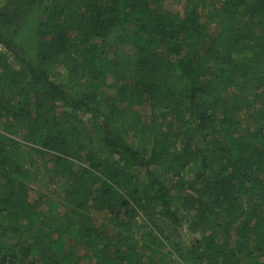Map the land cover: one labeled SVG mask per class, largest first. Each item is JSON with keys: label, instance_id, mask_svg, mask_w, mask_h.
Returning a JSON list of instances; mask_svg holds the SVG:
<instances>
[{"label": "trees", "instance_id": "trees-1", "mask_svg": "<svg viewBox=\"0 0 264 264\" xmlns=\"http://www.w3.org/2000/svg\"><path fill=\"white\" fill-rule=\"evenodd\" d=\"M167 2L0 6V264H264V0Z\"/></svg>", "mask_w": 264, "mask_h": 264}, {"label": "rangeland", "instance_id": "rangeland-1", "mask_svg": "<svg viewBox=\"0 0 264 264\" xmlns=\"http://www.w3.org/2000/svg\"><path fill=\"white\" fill-rule=\"evenodd\" d=\"M192 0H168L167 7L173 9L174 11L183 13L184 10L192 4ZM6 0H0V6L4 4ZM0 47H2V44H0ZM118 83V81L114 80L112 77H108L107 79V85L104 88L103 95H111L114 94L115 90L113 88H110V84ZM145 112H148V109L145 108ZM36 163L41 170V176H40V182L34 186V190L31 191V198L37 197V193L43 192L47 193L51 198L60 200L62 191L65 187V179L55 175V173L51 172V167L49 171L45 170V162L37 155L35 156ZM48 166V165H47ZM50 166V165H49ZM96 219L98 223H102L105 219L104 214H95Z\"/></svg>", "mask_w": 264, "mask_h": 264}]
</instances>
